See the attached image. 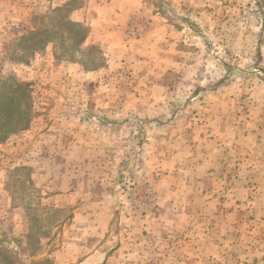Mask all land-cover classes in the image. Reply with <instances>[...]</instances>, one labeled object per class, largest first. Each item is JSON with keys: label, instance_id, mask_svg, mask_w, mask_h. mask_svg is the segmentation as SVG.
Segmentation results:
<instances>
[{"label": "rangeland", "instance_id": "rangeland-1", "mask_svg": "<svg viewBox=\"0 0 264 264\" xmlns=\"http://www.w3.org/2000/svg\"><path fill=\"white\" fill-rule=\"evenodd\" d=\"M142 1V39L106 57L56 34L107 0H0V264H264V0ZM51 108L96 113L78 145H100L102 179H40L24 149L59 138ZM181 192L185 213L160 220Z\"/></svg>", "mask_w": 264, "mask_h": 264}, {"label": "crops", "instance_id": "crops-1", "mask_svg": "<svg viewBox=\"0 0 264 264\" xmlns=\"http://www.w3.org/2000/svg\"><path fill=\"white\" fill-rule=\"evenodd\" d=\"M139 10H141L145 14L148 13L146 4H144L142 0H107V2L98 11V17H91L90 19L85 18L83 19V21L75 22L83 25L88 30L85 43L91 42V44L96 45V47H100L104 56L107 57L108 54H110V57H112L114 54L123 52V50L130 48V44L133 41H128L126 38H129L130 36H139L141 38L145 34V31L143 32V34H141L142 29L140 30L137 24L139 20H142V22L144 21L143 23H145L146 25L148 17H131L132 15L136 14L131 13V11ZM98 72H102L101 69L100 71L88 73L85 71H80V73H87V75L95 74ZM106 82L107 81L105 80L97 79L94 80L93 85H102L106 84ZM86 83L87 81H85L84 79H80L72 80V85H69L70 83H68V85L72 87V89L77 90L81 87H86ZM59 98H61L60 101ZM80 98L84 101L88 100L87 102H93L94 100V97H88L85 99L83 97ZM53 101V103L58 104L62 102L64 104L65 102L62 96L56 97L55 99H53ZM54 109L51 108L48 112L49 114L46 119L49 120V125H44V127L46 128L45 133L49 132V134L52 135V132H58L59 135L57 134L56 136H58L59 138L57 140L51 139L47 144V140L44 137L45 135H43V144L33 143L32 146L30 145L27 150H24L27 151L30 155L35 154L36 157L38 155H42L41 157L45 156L42 159L45 165V176L38 173V170H36L37 163L34 162L32 163V166L35 169V175L34 177H32V179H38V174H40L39 176H41L40 179H61L60 182L62 184H68V186L64 188V193H68L70 192V190L74 191V189L77 188L81 189V182L83 179H89L90 182L94 181V179H102L100 170L95 164V160L93 157L95 151H101L100 145L98 146L95 143H92V145L88 147L84 146V148L82 145H78V143L80 142L78 131L84 128L83 126V128H81L82 121L87 120L93 124V121L97 120V115L96 113H69L67 111L69 110L68 108L66 110H62L63 113L59 111L53 113L52 111ZM97 125L99 126L98 123ZM98 126H95L94 130L99 132L100 127ZM40 130L41 129H37L35 125V128L31 129V132L38 133ZM85 150L91 153V158L86 156V153L84 155L83 151ZM21 152L22 151H20L17 156L20 162L24 159V156L21 155ZM140 158H143L142 155L140 156ZM119 160H122L121 162L124 164L127 162L126 157L120 159L119 156H117L116 163H118ZM175 170L177 171L178 168H176ZM186 177L187 178L184 179H194L193 177H190L188 173H186ZM190 181L191 180H187V182ZM187 194L188 195H185L182 192L171 193L172 197L170 201L173 202L172 204H168L169 207H166L165 203L161 202L163 211L160 213V220L161 217H164V215H167L169 217L174 216L175 213H185L186 209L184 200L188 199L189 197H192V199H194L195 195L194 193Z\"/></svg>", "mask_w": 264, "mask_h": 264}, {"label": "trees", "instance_id": "trees-1", "mask_svg": "<svg viewBox=\"0 0 264 264\" xmlns=\"http://www.w3.org/2000/svg\"><path fill=\"white\" fill-rule=\"evenodd\" d=\"M63 20L62 25L65 27V29H67L66 33H63L62 31H60V34H56L57 38L60 40L61 42V46H63L64 44H70L72 45L74 48H76V51L78 49V51H82V46H84L85 42H86V38H87V34H88V30L81 24L79 23H74L72 21H70L69 19H65L62 18ZM55 35V34H54ZM78 53V52H77ZM76 53V54H77ZM74 53H72V56ZM26 100V107L28 108V97L25 96L24 97ZM25 112H20L18 113V115L16 116L14 121H11L13 124V131L16 130V127H19V130H22L24 128H26L30 122V117H31V113L29 110H27ZM6 137V136H5ZM4 135L2 137H0V140H4Z\"/></svg>", "mask_w": 264, "mask_h": 264}]
</instances>
